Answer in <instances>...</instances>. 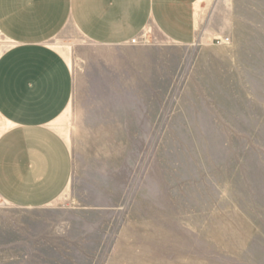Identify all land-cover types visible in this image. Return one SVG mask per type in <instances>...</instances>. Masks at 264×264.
Returning a JSON list of instances; mask_svg holds the SVG:
<instances>
[{"label": "rangeland", "instance_id": "1", "mask_svg": "<svg viewBox=\"0 0 264 264\" xmlns=\"http://www.w3.org/2000/svg\"><path fill=\"white\" fill-rule=\"evenodd\" d=\"M200 12L191 46L147 28L123 57L73 25L51 41L76 80L54 123L73 181L43 209L0 199V264H264V0Z\"/></svg>", "mask_w": 264, "mask_h": 264}, {"label": "crops", "instance_id": "2", "mask_svg": "<svg viewBox=\"0 0 264 264\" xmlns=\"http://www.w3.org/2000/svg\"><path fill=\"white\" fill-rule=\"evenodd\" d=\"M201 6L203 0H0V33L9 41L0 54V199L19 210L43 209L72 184L73 152L54 123L71 105L76 80L69 58L51 44L55 37L73 25L123 57L135 51L121 47L146 45L147 28L159 40L191 46L201 38Z\"/></svg>", "mask_w": 264, "mask_h": 264}, {"label": "built area", "instance_id": "3", "mask_svg": "<svg viewBox=\"0 0 264 264\" xmlns=\"http://www.w3.org/2000/svg\"><path fill=\"white\" fill-rule=\"evenodd\" d=\"M229 40H230L229 38H225V39L222 38V39H220V40L218 39L217 42H218V43H227ZM132 42L136 44V43L141 42V40H139L138 38H134V39L132 40Z\"/></svg>", "mask_w": 264, "mask_h": 264}]
</instances>
